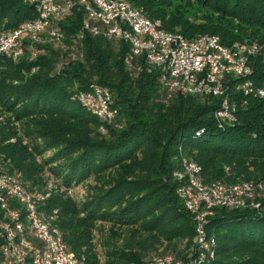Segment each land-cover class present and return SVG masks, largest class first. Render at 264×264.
<instances>
[{
	"label": "trees",
	"instance_id": "16d2710c",
	"mask_svg": "<svg viewBox=\"0 0 264 264\" xmlns=\"http://www.w3.org/2000/svg\"><path fill=\"white\" fill-rule=\"evenodd\" d=\"M126 1L159 21L163 31L188 40L208 35L227 48L257 46L259 52L249 57L248 78L264 87V0ZM36 16L30 0H0V34ZM84 20L76 8L57 22L70 48L66 52L38 46L31 60L24 39L25 53L17 62L0 58V111L8 114L0 123V173H18L35 201L46 168L59 185L35 203L45 218L55 216L52 225L81 264H151L165 256L185 260L195 230L177 196L174 173L186 158L201 167L205 184L264 182V101L245 97L235 90L244 80L228 76L236 122L220 129L214 118L219 97H169L156 67L141 58L125 63L131 51L121 41L85 35L82 59L72 62ZM33 67L34 74H23ZM92 83L111 94L117 113L113 124L97 120L73 98L74 87L86 91ZM27 142H35L32 149ZM78 186L85 187L79 201L62 190ZM254 201L259 208L213 210L206 231L215 240L214 257L200 264H264V193ZM2 222L8 219L0 209ZM2 244L0 239V264H6Z\"/></svg>",
	"mask_w": 264,
	"mask_h": 264
},
{
	"label": "built area",
	"instance_id": "2783aa9c",
	"mask_svg": "<svg viewBox=\"0 0 264 264\" xmlns=\"http://www.w3.org/2000/svg\"><path fill=\"white\" fill-rule=\"evenodd\" d=\"M35 4L36 18L23 23L18 29L0 34V58L17 62L23 56V40L30 59L38 56V46L54 45L61 51L70 50L64 45L63 34L56 29L57 22L72 11L81 9L85 20L75 37L74 53L70 60L82 59L83 37H99L121 41L130 48L131 55L124 61L141 58L156 67L162 90L172 94L190 96H215L221 99L214 118L217 126L236 122V110L230 103L227 77L244 80L235 90L245 97L264 101V87L257 88L251 76L249 57L259 52L257 46L227 48L214 36L186 39L175 32H165L160 24L147 19L142 10L126 0H30ZM61 67V65L59 66ZM37 70L33 67L32 75ZM73 98L83 105L97 120L113 124L116 111L112 109L111 94L92 83L86 91H77ZM102 132L104 130L102 129ZM202 132L198 133L200 135ZM202 170L195 162L181 159V170L174 173L178 182L177 196L190 213L195 230L192 246L185 260L171 256L154 257L151 264H200L203 258L213 259L215 240L206 231L208 218L215 208L239 209L247 206L259 208L254 201L264 193V182L224 185L203 183ZM49 194L40 199L45 200ZM20 208H15L12 204ZM0 209L8 223H0L1 251L6 264H81L69 252L57 228L52 225L55 216L45 218L38 211L33 197L23 187L18 173H0ZM31 236L38 245L27 238Z\"/></svg>",
	"mask_w": 264,
	"mask_h": 264
},
{
	"label": "rangeland",
	"instance_id": "374dc122",
	"mask_svg": "<svg viewBox=\"0 0 264 264\" xmlns=\"http://www.w3.org/2000/svg\"><path fill=\"white\" fill-rule=\"evenodd\" d=\"M143 11V9H142ZM157 23L160 24L159 21H157ZM8 118V114L6 113H2L0 111V123H2L3 121H5V119ZM35 142H27V147L28 149H32V146ZM36 143H40V141L36 142ZM46 156V154H45ZM40 156L39 155H36V163L37 165H42V162L40 161ZM41 167V166H40ZM1 171H4L3 168L0 167V172ZM16 172V171H14ZM42 179H43V182L46 184L43 185V189L42 191H39L38 189H35L34 190V197H35V201L37 204H40L42 203L44 200H41L40 198L46 194H49L52 195L54 189L57 187V185H59L57 183V181L46 171V168L43 167L42 168ZM85 187H82V186H78V187H73L71 189H68V190H65V189H62L63 191H66V195L72 199V200H76V201H79L80 199H82V197L85 195V190H84Z\"/></svg>",
	"mask_w": 264,
	"mask_h": 264
},
{
	"label": "water",
	"instance_id": "95a60500",
	"mask_svg": "<svg viewBox=\"0 0 264 264\" xmlns=\"http://www.w3.org/2000/svg\"><path fill=\"white\" fill-rule=\"evenodd\" d=\"M233 210H236V209H233Z\"/></svg>",
	"mask_w": 264,
	"mask_h": 264
}]
</instances>
